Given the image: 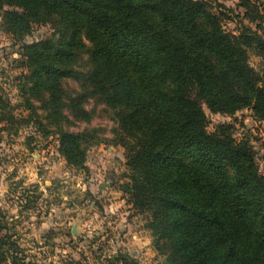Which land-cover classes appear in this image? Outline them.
<instances>
[{
    "label": "trees",
    "instance_id": "16d2710c",
    "mask_svg": "<svg viewBox=\"0 0 264 264\" xmlns=\"http://www.w3.org/2000/svg\"><path fill=\"white\" fill-rule=\"evenodd\" d=\"M0 9L13 32L53 25L50 37L21 46V77L48 92L56 114L65 78L84 80L71 101L76 118L93 116L85 97L113 110L133 172L125 190L151 214L147 226L169 247L170 264H264V175L230 125L207 130L203 107L250 108L264 121V63L257 70L249 61L253 52L264 62L261 33L245 24L223 30L204 0H0ZM84 37L90 67L82 75L75 64ZM58 133L66 160L84 167L82 141L93 133ZM11 236L0 234V264H27L6 247Z\"/></svg>",
    "mask_w": 264,
    "mask_h": 264
},
{
    "label": "rangeland",
    "instance_id": "374dc122",
    "mask_svg": "<svg viewBox=\"0 0 264 264\" xmlns=\"http://www.w3.org/2000/svg\"><path fill=\"white\" fill-rule=\"evenodd\" d=\"M204 1L208 10L220 14L223 30L238 33L245 24L264 36V0ZM53 33L51 23L39 22L28 32H13L0 9V116L8 117L0 122V234L12 235L6 247L27 264H122L115 260L118 256L129 264H170L169 247L163 240L158 246L147 226L151 214L135 208L125 190L133 172L116 138L113 110L97 96L85 97L84 106L93 116L88 122L79 120L71 101L81 98L84 80L65 78L60 116L52 110L48 92L21 77L28 73L22 65L23 43ZM84 42L75 64L82 75L90 67V43L85 37ZM249 61L262 69L261 56L251 52ZM203 107L207 130L230 125L237 140L252 146L264 175V121L250 108L227 114ZM60 129L93 133L82 141L84 167L61 153Z\"/></svg>",
    "mask_w": 264,
    "mask_h": 264
}]
</instances>
